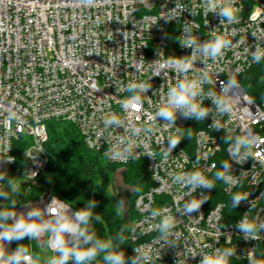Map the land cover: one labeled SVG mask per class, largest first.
Instances as JSON below:
<instances>
[{
	"label": "built area",
	"instance_id": "1",
	"mask_svg": "<svg viewBox=\"0 0 264 264\" xmlns=\"http://www.w3.org/2000/svg\"><path fill=\"white\" fill-rule=\"evenodd\" d=\"M178 2L186 10L178 19L168 21L166 14H173L170 11L177 0H93L87 4L82 0H0V135L13 133L8 153L13 160L8 162L0 153V175L6 167H17L15 146L21 145L19 158L29 164L25 182L37 185L48 162V124H72L86 147L108 163L125 166L146 162L152 185L135 201L136 218L129 240L134 247L150 244L161 255L152 264H200L202 256L193 257L191 253H211L216 248L235 249L236 255L230 259L243 264H250L251 251L257 264H264V232L258 233L260 240H245L237 228L245 213L249 220L264 222V101L255 102L238 81L257 64L252 63L251 55L256 44L264 49V5L258 0H236L239 22L230 25L225 21L221 25L215 13L205 15L203 0ZM185 22L201 43L215 35L231 41L221 58L207 59V68L197 60L187 77L197 78L207 71L212 83L204 84V92L214 91L217 95L232 77L239 87L230 90L229 95L239 93L241 100L239 104L233 102L231 115L215 116L210 112L200 121L178 112L174 127L169 128L164 120L153 117L163 106L169 88L185 78L180 69L161 68L172 59L191 54L192 49L181 47L178 40L183 39L180 36ZM138 63L139 72L134 66ZM240 68L243 70L237 71ZM156 71H161L159 76H153ZM133 82L151 88L139 93V111L129 112L124 104L132 93L117 92V87L123 89ZM204 106L213 107L211 100L206 99ZM113 113L126 125L148 126L152 132L136 138L123 128L106 129L104 120ZM214 119L221 129L210 126ZM245 128L251 129L259 142L250 151L242 149L247 151V159L238 163L228 150ZM169 137L181 141L165 160ZM121 138L124 144H120ZM129 139L139 144L134 157L113 161L105 156L108 148L117 145L123 151ZM225 163L231 165L230 174L238 181L234 186L215 179ZM193 171H201L215 187L192 192L173 182L174 175ZM235 194L248 198L233 208ZM204 197L209 198L190 216L177 212V207L182 209L190 200ZM53 198L57 203L63 201L53 191H46L26 205L45 209ZM71 210L75 211L72 206ZM152 210L175 218L174 235L167 241L160 240V233L153 227L163 216L152 218ZM16 211L18 215L26 214L28 208L23 205ZM49 238L50 233L45 232L38 240L25 238L6 243V248L12 252L21 244L33 257L38 253L51 259L58 254L49 247Z\"/></svg>",
	"mask_w": 264,
	"mask_h": 264
},
{
	"label": "clouds",
	"instance_id": "2",
	"mask_svg": "<svg viewBox=\"0 0 264 264\" xmlns=\"http://www.w3.org/2000/svg\"><path fill=\"white\" fill-rule=\"evenodd\" d=\"M82 2L87 4L92 3L93 0H82ZM235 5L236 0H203L205 15L215 13L219 16L221 25L225 21L230 25L239 22L237 17L239 9ZM185 10L184 6L177 0L175 8L170 11L173 14H166V19L168 21L178 19ZM190 12L193 16L196 15L193 11ZM253 35L256 37L254 32ZM180 37H183L182 40L178 38L181 47L192 49L191 54L186 57L172 59L168 64L162 65L161 68L171 66L180 69L185 73V78L178 80L175 86L169 88L163 106L157 109L153 118L164 120V124L171 128L175 125L178 112L185 118H195L197 121L206 118L210 112H213L215 116L231 115L233 112V102L239 104L241 100L239 93L229 95L230 90L239 87L232 77H229L227 83L223 84L220 95H217L214 91L204 92V84L212 83L207 71L202 72L199 77L193 79H189L186 75L197 60L202 61L206 65L205 68H207V59L216 61L221 58L225 50L231 47V41L224 36L215 35L212 40H206L201 43L197 37L193 36L188 22L184 23L183 34ZM251 55L252 63L259 64L261 60H264V49H261L257 43L255 51H252ZM109 62L112 63L111 60ZM134 66L139 72L140 63L134 64ZM242 70V68L237 69V71ZM160 73L161 71H156L153 76H159ZM150 88L149 84L133 82L123 89L118 86L117 92L126 90L132 93L129 100L124 104V108L131 112L132 109L137 110L142 107V99L139 93H146ZM206 99L211 100L213 107L204 106ZM247 103L252 104L253 101H247ZM3 126L6 129L9 128L8 124H4ZM210 126L215 127L216 130L221 129V126L215 119ZM104 127L106 129L112 127L116 129L123 128L125 132L129 133L130 137L136 138H140L141 133L149 134L152 132V128L148 126L136 127L134 124L126 125L125 121L114 113L105 118ZM243 132V135L236 137L235 142L228 150L232 160L238 163H242L247 159V151H242V149L250 151L259 142V138L253 134L251 129L245 128ZM11 135L13 133L10 131H6L3 135H0V153H3L8 162H12L13 160L11 156H8L12 148ZM168 141L167 150L163 153L165 160H167L169 154L180 143L181 139L169 137ZM124 143L123 138H121L120 144ZM141 143H143L142 139ZM119 147L120 145H117L115 148H108L104 152L105 156L113 161H127L129 158L134 157V150L139 147V144H137L135 139H129L126 146L123 147V151L118 150ZM146 154L155 157L152 152H147ZM230 168L231 165L225 163L223 170L216 172L215 179L223 180L225 184L234 186L238 181L236 177L230 174ZM4 179L5 176L0 175V180ZM172 179L174 183L182 187H189L192 192L198 188L211 190L215 187L214 181L208 179L201 171L181 173L174 175ZM9 187L13 194L18 193V187L15 183L9 181ZM133 191L139 192L140 189L135 188ZM0 198L9 200L8 192L0 191ZM208 198L204 197L199 201L192 199L182 209L177 207V212L190 216L191 213L198 211ZM247 198L248 196L246 195L235 194L232 198V207L236 208L241 201ZM62 202L59 200V203H57L53 198L45 209L24 205V207L28 208V211L26 214L21 212L19 215L16 211L18 201L15 200L10 202V208L4 207L0 209V264H38L39 258L30 255L26 247L20 244L14 251L9 252L6 248V243L11 244L14 241H21L25 238L38 240L45 232L50 233L49 247L53 252L58 254L49 259L47 264H69V261H73L74 264H98V257L102 258L103 264H128V259L124 251L121 250V245H123L125 239L124 229H121L114 238L119 243H114L113 239L104 241L90 235L89 225L93 219V210L97 206L96 201L89 200L84 208L75 211L71 210V206L64 205ZM174 202H176L175 198ZM123 204L124 202L120 201L117 205L118 208L122 209ZM46 216L49 219H46ZM151 216L152 218L163 216L162 220L153 226L160 233V240L167 241L170 236L174 235L172 232V229L175 227L174 217L164 215L160 210H152ZM94 219L100 221L101 217L99 214H95ZM237 228L243 233L245 240H260L261 235L258 233L264 232V222L256 223L249 220L247 213H245L243 218L238 222ZM134 253L135 255L131 258V264H152L154 259H160L161 256L154 252L150 244L134 247ZM198 254L202 256L200 264H229V258L236 255V251L232 248H216L211 253L203 251L200 253L192 252L191 256L195 257ZM248 260L250 264H257L251 251L249 252Z\"/></svg>",
	"mask_w": 264,
	"mask_h": 264
},
{
	"label": "trees",
	"instance_id": "3",
	"mask_svg": "<svg viewBox=\"0 0 264 264\" xmlns=\"http://www.w3.org/2000/svg\"><path fill=\"white\" fill-rule=\"evenodd\" d=\"M264 4V0H258ZM244 91L255 101H264V60L256 64L245 72L240 78ZM49 139L46 144L48 154L47 167L40 179L41 183L51 188L54 194L60 197L75 210L86 206L89 200L96 201V208L93 210V219L90 221L92 235L100 240L107 241L113 239L114 243H119L114 238L117 233L124 229V242L121 250L124 251L128 264L135 255L134 245L129 240V231L136 218L135 201L138 196L151 187V176L145 161H137L125 166L112 165L99 154L90 151L84 142L79 131L69 123L51 121L48 124ZM22 146H15V155L20 161L19 154ZM118 167H125V181L140 191L132 195L129 211L126 215L121 214L120 208L113 202L107 194L110 183L111 172ZM5 179L0 181V191H8L9 181L16 183L17 172L15 166L4 169ZM41 190L19 186L18 193L12 197L18 201V205L25 204L34 199H38ZM11 206V203L9 204ZM119 213V214H118ZM95 214H99L100 221L94 219ZM36 256H39L36 253ZM98 264H103L102 258H97ZM38 264H44L43 261ZM229 264H243L229 258Z\"/></svg>",
	"mask_w": 264,
	"mask_h": 264
},
{
	"label": "rangeland",
	"instance_id": "4",
	"mask_svg": "<svg viewBox=\"0 0 264 264\" xmlns=\"http://www.w3.org/2000/svg\"><path fill=\"white\" fill-rule=\"evenodd\" d=\"M261 3V2H260ZM262 4V3H261ZM264 5V4H262ZM260 103V102H257ZM17 178L19 179L15 184L17 185L18 189L19 186L23 185L27 187V190L30 188H38L41 190V194L39 197L46 191H53L51 188H48L44 186L40 179L38 180L37 185H32L31 183L25 182L27 180V170L29 168V164L27 161L20 160L17 164ZM126 171L125 167H118L115 171L111 172L110 176V183L107 188V194L110 198H112L113 202L115 205H118L120 201H123V208L121 210L122 215H126L127 212L129 211V204L132 195L135 193L133 189H135L133 186L128 185V183L125 181L124 178V173ZM9 194V200L0 198V209H3L4 207L10 208L11 206L9 205L12 200H15V198L12 197L13 193L10 191V189L7 191ZM54 192V191H53ZM36 199L29 201L25 204H21L16 206V208L32 203ZM39 256H36L39 258L40 261H43L44 264H47V261L49 260L48 258H43L41 254H38Z\"/></svg>",
	"mask_w": 264,
	"mask_h": 264
},
{
	"label": "water",
	"instance_id": "5",
	"mask_svg": "<svg viewBox=\"0 0 264 264\" xmlns=\"http://www.w3.org/2000/svg\"><path fill=\"white\" fill-rule=\"evenodd\" d=\"M90 235H92V228L90 227Z\"/></svg>",
	"mask_w": 264,
	"mask_h": 264
},
{
	"label": "snow or ice",
	"instance_id": "6",
	"mask_svg": "<svg viewBox=\"0 0 264 264\" xmlns=\"http://www.w3.org/2000/svg\"><path fill=\"white\" fill-rule=\"evenodd\" d=\"M139 111V109H137Z\"/></svg>",
	"mask_w": 264,
	"mask_h": 264
}]
</instances>
